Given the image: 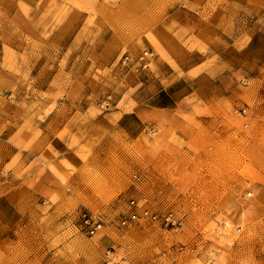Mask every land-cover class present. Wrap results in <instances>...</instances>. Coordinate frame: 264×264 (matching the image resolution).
<instances>
[{
  "label": "rangeland",
  "instance_id": "1",
  "mask_svg": "<svg viewBox=\"0 0 264 264\" xmlns=\"http://www.w3.org/2000/svg\"><path fill=\"white\" fill-rule=\"evenodd\" d=\"M96 1L76 0L75 31L0 0V264H264V39L198 40L185 73L156 35L168 15ZM26 119L49 122V160ZM83 209L106 221L93 237ZM144 211L174 222L122 225Z\"/></svg>",
  "mask_w": 264,
  "mask_h": 264
},
{
  "label": "crops",
  "instance_id": "2",
  "mask_svg": "<svg viewBox=\"0 0 264 264\" xmlns=\"http://www.w3.org/2000/svg\"><path fill=\"white\" fill-rule=\"evenodd\" d=\"M3 1H6L5 3L11 2V4L6 6L3 10L5 14L10 15V17L7 18V21L10 22H18L17 15L19 13V2L24 1L26 28H34L35 13L52 15V17L43 22V28L47 30L65 29L67 27V23L60 25V21L55 20L54 15L60 14L71 15L70 17L72 18V21H69V24H72V26H70L71 29L76 31L81 30L82 28L81 9H78L74 4L76 3V0H43L41 7L38 6L40 0ZM142 1L148 2V7L153 5L154 8H159L158 12L168 15L167 18H162L159 23H156L154 26L156 35L160 44L167 47L170 54V60L175 62L178 67H186L185 73H193L195 70V68L190 65L193 61V53L192 51L189 52L187 47L194 45L198 40H200L199 44L210 45L211 37H215L218 40L219 46L226 47L228 43L229 45L233 44V46H237V44L246 36L254 38L260 35L259 37L264 39V0ZM97 5L98 1L95 0V6L97 7ZM124 5L125 4H122V6ZM138 7L145 8L146 5L139 3ZM143 12H146V10L144 9ZM195 15H199V17H196ZM196 21H198V23H196ZM229 39H232L233 41L230 42ZM195 40L197 41L195 42ZM173 47H176V49H172ZM218 55L222 56V52L219 51ZM223 59L226 61L225 53L223 54ZM164 67L170 71L169 73H174L171 65H165ZM3 119L4 118L0 114V132L2 131L1 125ZM10 119L11 118L5 119L6 122H10L11 124L10 128L8 127L5 130L9 136L16 132V130L12 128L13 120L10 121ZM28 121L33 127L31 129L32 133L34 130L36 132H41V144L38 145V149L36 150L38 153L40 150L43 160H49L50 153L48 148L51 140L49 122L47 126H43V124H34L33 119H26V122ZM35 126L38 128L35 129ZM37 156H39V154L36 153V157ZM30 159L31 162H34V158ZM41 168H43V165ZM46 180H48V177H46ZM15 194L16 193H11L10 195L4 196V201L11 206L14 205L13 200L15 199Z\"/></svg>",
  "mask_w": 264,
  "mask_h": 264
},
{
  "label": "built area",
  "instance_id": "3",
  "mask_svg": "<svg viewBox=\"0 0 264 264\" xmlns=\"http://www.w3.org/2000/svg\"><path fill=\"white\" fill-rule=\"evenodd\" d=\"M130 57L125 56L123 59V65H127L129 63ZM140 62H142V67L144 69L147 68V63L145 61V58H140ZM246 113V111H244ZM132 206L138 207V204L136 201L131 202ZM150 218L154 221L163 220L167 225L173 224V215L171 213L166 215H159V214H150L149 211H144L142 214H138L137 212H133L132 215L128 218L122 221V225L126 226L130 222L138 221L141 218ZM106 227V221L98 214L93 213L90 210L83 209L80 211L79 214V228L81 231H83L88 236H95L98 233H100L104 228Z\"/></svg>",
  "mask_w": 264,
  "mask_h": 264
}]
</instances>
